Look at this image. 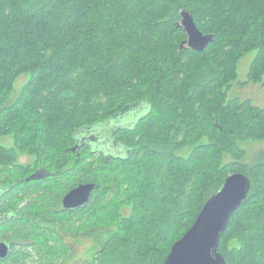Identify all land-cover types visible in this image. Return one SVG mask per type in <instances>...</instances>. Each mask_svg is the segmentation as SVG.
<instances>
[{
    "label": "trees",
    "instance_id": "trees-1",
    "mask_svg": "<svg viewBox=\"0 0 264 264\" xmlns=\"http://www.w3.org/2000/svg\"><path fill=\"white\" fill-rule=\"evenodd\" d=\"M234 1L0 0V137L11 135L20 150L36 156L33 167L53 172L40 181L18 179L3 185H10L9 199L24 193L45 208L50 207L47 201H59L75 185L95 183L86 217L78 224L73 217L72 224L73 231L88 226L94 242L89 264H161L204 202L235 172L249 176L251 187L222 233L219 251L226 264H264V151L245 163L246 152L239 146L264 139V105L227 98L238 78L239 58L248 49L255 54L247 81L264 87V12L255 41L233 45L222 20L233 13ZM184 10L203 34L212 35L202 51L185 42L187 33L180 24ZM167 68H173L171 75L161 73ZM21 72H28L29 80L9 100ZM130 89H138L141 98L119 104L118 98ZM101 99L107 100L100 113ZM137 104L145 106L142 115L110 131L112 142L125 152L106 155L95 149L88 137ZM26 143L32 148L21 146ZM12 151L0 144V163L12 161ZM226 154L230 159L223 162ZM86 157L101 160L99 172H87ZM115 167L122 174L110 170L107 179L101 178L103 168ZM25 170L27 176L31 169ZM100 193L111 195L116 206H130V215L104 222L107 212L114 218L119 213L114 207L101 215ZM95 217L103 220L91 222ZM16 223L7 238L12 242L9 260L0 264H26V242L38 239L34 222L25 227ZM45 230L53 236L52 228ZM229 234L234 235L233 246L226 245ZM53 246L41 256L45 264L57 250L68 249L63 240Z\"/></svg>",
    "mask_w": 264,
    "mask_h": 264
},
{
    "label": "rangeland",
    "instance_id": "rangeland-1",
    "mask_svg": "<svg viewBox=\"0 0 264 264\" xmlns=\"http://www.w3.org/2000/svg\"><path fill=\"white\" fill-rule=\"evenodd\" d=\"M232 12L230 15L225 16V18L222 20V24L225 28H227L230 32V42L228 43H233V45L247 43L250 41H255L258 31L260 30V20H261V15L264 12V0H235L234 5H232ZM250 46V45H249ZM255 54V50L253 49H248L247 52L239 58L238 65H237V73H238V78L235 82H233L232 87L230 91L228 92L227 98H231L234 96H238L240 98H249L253 101V103L257 105H264V87L261 86L260 84L252 83L250 81H247V73L249 69L250 62ZM160 69V68H159ZM157 72L159 71L156 69ZM178 71V70H177ZM157 72L154 73L157 74ZM161 72V71H159ZM165 72V73H164ZM164 72H161L162 74L168 73V75H171L173 73V68H167ZM171 73V74H170ZM153 74V73H152ZM151 73H147V76H152ZM153 75V76H154ZM29 73L28 72H21L17 74L15 77L12 88H11V93L9 95V100H15L16 97L19 95L20 91L23 89L24 85L28 82L29 80ZM247 81V82H246ZM246 82V83H245ZM35 95V94H34ZM141 98V94L138 91V89H130V90H125L124 93L122 94L121 98L119 97L117 102L124 103L128 102L133 99H138ZM107 99H101L100 103L101 109L100 113L103 112L102 107H104V104L106 103ZM132 108V107H131ZM145 106L143 107V109ZM133 109H136V106H133ZM142 109V110H143ZM131 113V112H130ZM155 114L158 116L160 112H155ZM127 115L119 116L118 119L119 121H115L117 118L112 119L105 123L104 125H101L100 128H98L96 135H98V139L100 140L99 142H96L97 138L93 137V140L90 141H95V148H100L103 149L107 154L109 152H118V150H123L120 146H116L114 142H112L111 134L110 131L116 127V125H127L125 123V118ZM134 119H130V121L127 122H132ZM122 122V123H121ZM129 123V124H130ZM92 137V135H91ZM27 138H34L33 136H28ZM26 138V139H27ZM58 138V137H57ZM94 143V142H93ZM0 144H4L8 148H13V160L8 161L5 163H0V183H6L7 181H14L20 177L25 176L26 170L25 167L29 166L30 168H33L34 164L36 163V156L33 153H30L28 151H23L20 150V147L15 145L14 140L11 135H5L3 137H0ZM21 146H24L27 149L32 148V143H26L22 144ZM239 146L243 148L246 152L245 157L242 159L243 162L245 163H251L255 160L256 156L260 154L261 152L264 151V139L252 141H242L239 143ZM96 148V149H97ZM185 152V150H184ZM183 152V153H184ZM44 157L45 155L42 154ZM230 159L229 155H224L223 157V162L227 161ZM85 168L87 169V172L89 173H94L96 172L101 164V160L99 158H88L86 157L85 159ZM132 166V165H131ZM43 168V172L46 170L45 167ZM133 169V166H132ZM111 170V173L114 174H122V171L120 168H103L102 171L105 175H102L101 178L108 177L109 175L106 174L108 171ZM130 170V169H129ZM131 171V170H130ZM99 172V171H97ZM132 172V171H131ZM134 172V171H133ZM127 175V173L125 174ZM125 175H123L125 177ZM116 200L112 199L111 195H106L104 196L103 194H98V202L97 204L100 205L101 207V215L104 216L105 211H113L117 208V211L119 213V217L117 216L114 218L113 214L109 215V212H105V216L109 219H104V222L106 220H110V223H114L119 221L120 218L123 216H129L131 209L130 206H127L123 203H120V206H116L115 203ZM121 201V199L117 200ZM96 204V205H97ZM110 205V209L109 206ZM115 209H111L114 208ZM97 209V206H95ZM95 209V210H96ZM94 211V208L92 209L91 207L89 208V213L88 215L90 217H93L92 212ZM243 214V213H242ZM98 217V216H97ZM94 218V221L92 220L91 222H97L103 220L101 218ZM107 222V221H106ZM114 225V224H113ZM113 227V226H111ZM232 230L230 231V233ZM93 240H91L92 244ZM94 243V242H93ZM227 243L231 246L235 243L234 241V235L229 234L227 240H226V245ZM96 244V243H95ZM76 247L74 248L76 251V255L81 257V253L84 252V257L86 258H91L93 257L94 253V248L89 249L88 254L86 251V248H83V243H80L79 241L75 244ZM225 245V246H226ZM92 247V246H91ZM227 250V246L225 247ZM31 259L27 260V264H34L35 263V255L33 252L30 254Z\"/></svg>",
    "mask_w": 264,
    "mask_h": 264
},
{
    "label": "water",
    "instance_id": "water-1",
    "mask_svg": "<svg viewBox=\"0 0 264 264\" xmlns=\"http://www.w3.org/2000/svg\"><path fill=\"white\" fill-rule=\"evenodd\" d=\"M180 16V24L187 33L185 40L187 46L202 51L212 40V35L203 34L189 12L181 11ZM78 146L76 144L71 149L75 150ZM95 187L96 184L93 182L77 184L65 193L63 205L66 208H73L86 204ZM250 187L251 182L246 174L240 172L229 174L204 202L188 230L171 245L161 264H226L224 256L219 251L220 238L232 214L247 198ZM8 254L9 245L0 242V259L6 258Z\"/></svg>",
    "mask_w": 264,
    "mask_h": 264
},
{
    "label": "flooded vegetation",
    "instance_id": "flooded-vegetation-1",
    "mask_svg": "<svg viewBox=\"0 0 264 264\" xmlns=\"http://www.w3.org/2000/svg\"><path fill=\"white\" fill-rule=\"evenodd\" d=\"M135 106H136V109H133L132 107L125 113H121L119 115L122 117L123 115H127V117L125 118V123L129 124L130 122H127V121H130V119L135 120L136 118L142 115L144 111L143 109L144 104H137ZM118 117H115L117 118L115 121H119ZM122 126L124 125H120V126L116 125V127H122ZM96 134L98 133H94V136L92 134V137L89 136L88 138L91 140H93V137L97 138L96 142H99L100 140L98 139V135ZM79 141H80V144H85L84 138H80ZM93 142L95 143V141ZM115 145L120 146L122 148L121 144L117 143ZM97 149L106 155H121L123 152H125L123 150H118V152H109L107 154L103 149H100V148H97ZM41 167L43 166H40V167L36 166V167L30 168L31 171H29L27 176L20 177L18 179L20 180L25 179L26 181H40L42 178H46L48 176L51 177V174H53V172L48 171L47 168L43 172L44 169ZM18 179L14 181L17 182ZM9 187L10 185H7V187H5L3 183H0V204H1L0 205V242H4L9 245V252L11 250L12 242L10 240H7V238L10 236L11 233L14 232V230L12 229L15 227V226L14 227L12 226V224H14V221H17L16 225L19 224L20 227H25L26 223H28V225H31L32 222H34L33 226L39 229L38 231L34 233V237H37L38 239L36 240L34 238V240H31V238L28 237L30 238V241L28 242L25 241V242L26 244H28L29 253L30 254L31 252L34 253L35 260H37V264H45L46 260H42L41 256L42 258L45 257L44 254L46 252V249L48 248L47 247L48 245H51L54 243L55 246L53 247L56 248L59 244V240H63V242L67 244L68 249L65 250V253H61L60 250L58 252L57 250L56 256L52 258L51 262H49L48 264H89L90 259L87 257L86 258L84 257V252L81 253V257H79L78 255H76V251L74 249L76 247L75 244L79 241L80 243L84 244L83 248H86V251L88 254V251L91 246L90 244L91 238L88 232V228H86L88 226L85 225V228L76 229V231L72 230L73 229V226H72L73 217L77 219L76 220L77 224L79 223V219H82L83 221L84 218L86 217L85 213L83 214V212L85 211V207H86L85 204L77 206V207H73V208H66L62 203L63 196L66 193L65 192L59 201H56V202L54 200L47 201L46 203H50V207L42 208L40 206L41 201L39 199L37 200L33 199L34 202H32L31 198L24 197L23 195L24 193H21L18 197L19 199L17 200L9 199L10 193H7V190L9 189ZM30 204H34L35 208L34 209L29 208L28 206H30ZM42 212H44L45 215H43ZM49 212L51 214L48 215ZM80 213L82 214L81 218H79ZM74 214H77V215L74 216ZM47 226L52 228V233H49V234H53V236L46 235L47 232L45 230V227ZM43 231L45 233L44 239L40 240V233ZM23 235L25 237L29 236L27 232L23 233ZM24 243L21 241V244H24ZM19 245H20V241H18V246ZM40 249H42V251H40ZM29 259H31V257L26 256L25 258H23V262L26 263L27 260ZM0 260H5L4 262L6 263L8 262L9 258L6 257Z\"/></svg>",
    "mask_w": 264,
    "mask_h": 264
}]
</instances>
